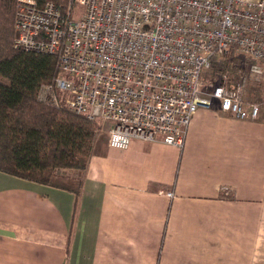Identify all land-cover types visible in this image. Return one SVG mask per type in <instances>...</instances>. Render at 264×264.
<instances>
[{
	"label": "crops",
	"instance_id": "obj_1",
	"mask_svg": "<svg viewBox=\"0 0 264 264\" xmlns=\"http://www.w3.org/2000/svg\"><path fill=\"white\" fill-rule=\"evenodd\" d=\"M104 132L77 198L0 170V264H264V104L200 107L181 148Z\"/></svg>",
	"mask_w": 264,
	"mask_h": 264
},
{
	"label": "built area",
	"instance_id": "obj_2",
	"mask_svg": "<svg viewBox=\"0 0 264 264\" xmlns=\"http://www.w3.org/2000/svg\"><path fill=\"white\" fill-rule=\"evenodd\" d=\"M13 24L16 48L58 54L40 98L95 121L111 147L181 148L195 112L214 103L236 118L260 113L243 93L264 78V0H70L65 10L16 0ZM231 55L246 70L229 85Z\"/></svg>",
	"mask_w": 264,
	"mask_h": 264
},
{
	"label": "trees",
	"instance_id": "obj_3",
	"mask_svg": "<svg viewBox=\"0 0 264 264\" xmlns=\"http://www.w3.org/2000/svg\"><path fill=\"white\" fill-rule=\"evenodd\" d=\"M50 1L65 10L70 0ZM15 8L16 0H0V170L70 190L77 198L83 180L67 172L85 169L98 126L63 104L40 98L41 87L53 86L59 73L58 54L14 46ZM243 60L240 55L225 60L229 85L246 70Z\"/></svg>",
	"mask_w": 264,
	"mask_h": 264
},
{
	"label": "rangeland",
	"instance_id": "obj_4",
	"mask_svg": "<svg viewBox=\"0 0 264 264\" xmlns=\"http://www.w3.org/2000/svg\"><path fill=\"white\" fill-rule=\"evenodd\" d=\"M252 82L249 87H247V89L244 91L243 93V97L244 100L246 102L248 101H257L260 104H264V78L261 79V81L259 83H255ZM252 88V91H251ZM253 92V93H252ZM105 132L104 129L102 128H98L95 140H94V150H96V148L98 147V143H101L104 141L105 139ZM93 147V146H92ZM82 171L77 170V171H68L67 173L73 176H78L81 177L82 176Z\"/></svg>",
	"mask_w": 264,
	"mask_h": 264
}]
</instances>
